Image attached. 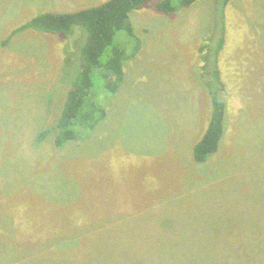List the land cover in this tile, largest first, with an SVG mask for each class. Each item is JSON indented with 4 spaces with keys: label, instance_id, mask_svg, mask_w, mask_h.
Segmentation results:
<instances>
[{
    "label": "rangeland",
    "instance_id": "rangeland-1",
    "mask_svg": "<svg viewBox=\"0 0 264 264\" xmlns=\"http://www.w3.org/2000/svg\"><path fill=\"white\" fill-rule=\"evenodd\" d=\"M106 1L0 0V264H264V0L131 13L122 82L91 90L105 118L58 148L41 134L87 33H14ZM218 97L224 135L196 163Z\"/></svg>",
    "mask_w": 264,
    "mask_h": 264
},
{
    "label": "trees",
    "instance_id": "trees-1",
    "mask_svg": "<svg viewBox=\"0 0 264 264\" xmlns=\"http://www.w3.org/2000/svg\"><path fill=\"white\" fill-rule=\"evenodd\" d=\"M198 0H108L103 4L85 8L71 13H44L19 27L14 34L31 29L47 34H64L74 28L84 29L87 37L80 47L78 60L80 72L78 78L71 87L59 117L54 126L44 131L41 136L55 133V145L60 148L67 141H75L84 138V135L93 130L96 123L105 118L104 108L98 105L97 99L92 98L91 93L95 77L100 80L105 93L114 94L123 79V63L128 57L121 48L113 46L117 32L127 30L132 32L129 26V16L139 11L151 2L153 9L161 13H170L178 8L191 6ZM231 0H223L225 7ZM223 45V38L218 44L215 54L218 55ZM111 50L107 52L110 48ZM211 79L215 86L209 88L210 94L222 92L223 82L218 66L213 67ZM215 88V89H214ZM92 99H91V98ZM214 99L212 116L207 130L201 140L194 147L196 163H204L218 150L224 135L225 106L219 100Z\"/></svg>",
    "mask_w": 264,
    "mask_h": 264
}]
</instances>
